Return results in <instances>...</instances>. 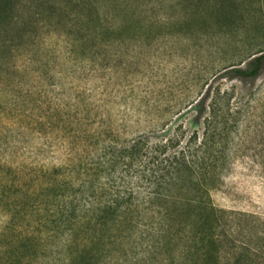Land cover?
<instances>
[{"label":"rangeland","instance_id":"1","mask_svg":"<svg viewBox=\"0 0 264 264\" xmlns=\"http://www.w3.org/2000/svg\"><path fill=\"white\" fill-rule=\"evenodd\" d=\"M20 2L0 28V264H203L208 227L233 264L264 241L229 215L264 219V62L239 70L264 0Z\"/></svg>","mask_w":264,"mask_h":264},{"label":"trees","instance_id":"2","mask_svg":"<svg viewBox=\"0 0 264 264\" xmlns=\"http://www.w3.org/2000/svg\"><path fill=\"white\" fill-rule=\"evenodd\" d=\"M20 0H0V28L7 29V27L13 22L15 18V13L18 11ZM264 62V53L255 56L251 61L249 66H246L245 69H239L246 77L255 78L259 74V70L262 67ZM224 164L219 169L220 171H224ZM230 169L228 167L225 171L227 172ZM220 171L216 172L215 175L211 177L212 186H215V183L220 179ZM192 172V171H191ZM202 210H207L205 213V223L204 225L211 224L213 222L218 221L217 209L214 206H204L201 207ZM202 212L199 213V216H202ZM235 215L240 218V220L247 221L246 224L247 230L251 231L253 224L255 223L256 230L257 228L264 232V219L260 216L247 212H238V213H229V215ZM203 217V216H202ZM249 223L251 226H249ZM210 226V225H209ZM212 227L207 228V233L202 237V240H207L206 245L203 247L205 260H203V264H220L219 263V254L218 251H222L225 247V244L222 245L220 241H216L210 238V229ZM211 240V241H210ZM210 242V244H209ZM257 246H253L249 241H242V243L237 247L236 245H232L231 248H235V252H233V264H264V241L260 244H256Z\"/></svg>","mask_w":264,"mask_h":264}]
</instances>
